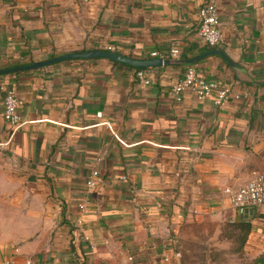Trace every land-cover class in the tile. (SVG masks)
Instances as JSON below:
<instances>
[{"label": "crops", "instance_id": "0c3cea01", "mask_svg": "<svg viewBox=\"0 0 264 264\" xmlns=\"http://www.w3.org/2000/svg\"><path fill=\"white\" fill-rule=\"evenodd\" d=\"M206 1L0 0V71L83 49L149 59L177 47L186 60L219 48L232 64H192L241 95L176 101L181 62L147 68L149 84L108 58L0 74V264H189L206 224L233 221L223 188L264 171V0H215L212 49L198 34ZM9 89L18 130L4 118ZM236 220L264 264V206Z\"/></svg>", "mask_w": 264, "mask_h": 264}, {"label": "built area", "instance_id": "2783aa9c", "mask_svg": "<svg viewBox=\"0 0 264 264\" xmlns=\"http://www.w3.org/2000/svg\"><path fill=\"white\" fill-rule=\"evenodd\" d=\"M200 25L198 34L201 42L206 47H218L223 41V33L219 14L216 8L215 0H207L199 10ZM152 56L160 58H180V50L175 47L167 53L153 52ZM137 77L144 83L149 84L150 79L146 76L145 70H137ZM191 89L198 100H205L213 97L214 104L218 107L226 105L230 100H240L241 95L235 93L232 86L222 84L214 79H206L198 73L194 65H189L186 68L183 78H181L172 87V95L178 102L183 100L186 90ZM22 104V99L18 96L14 89H9L5 96L4 102V118L11 124L14 130H18L23 124L22 116L19 113V107ZM99 173L95 171L93 177L88 180L90 187L96 186V177ZM126 180V176L123 177ZM224 194L229 198L231 208L234 212L233 221L238 215L245 214L249 209L264 206V171H257L253 174L250 180L238 187L223 188ZM85 211V205H80ZM78 224L81 226L83 220L78 219ZM89 239V237H86ZM6 264H11L7 261ZM26 264H40L36 261H28Z\"/></svg>", "mask_w": 264, "mask_h": 264}, {"label": "rangeland", "instance_id": "374dc122", "mask_svg": "<svg viewBox=\"0 0 264 264\" xmlns=\"http://www.w3.org/2000/svg\"><path fill=\"white\" fill-rule=\"evenodd\" d=\"M231 220L210 223L185 247L189 264H253L245 248L247 232Z\"/></svg>", "mask_w": 264, "mask_h": 264}, {"label": "water", "instance_id": "95a60500", "mask_svg": "<svg viewBox=\"0 0 264 264\" xmlns=\"http://www.w3.org/2000/svg\"><path fill=\"white\" fill-rule=\"evenodd\" d=\"M211 54H219L223 56L229 63L232 64V60L230 57L221 49L215 48L212 50H209L201 55L195 56L190 59L186 60H170V59H164V58H149V59H139V58H134L127 56L125 54H122L117 51H112V50H78V51H73L69 53H65L59 56H55L53 58H49L46 60H41L38 62H35L33 64L25 65V66H16L14 68L6 69L0 71V74H5V73H12V72H17L21 70H27V69H36V68H41L44 66H48L51 64H55L58 62H63L66 60H73V59H95V58H108L113 61L121 62L127 65H131L134 67H139V68H151V67H156V66H163L166 64H170L171 62H181V63H187V64H192L195 61L199 60L200 58L204 57L205 55H211Z\"/></svg>", "mask_w": 264, "mask_h": 264}, {"label": "trees", "instance_id": "16d2710c", "mask_svg": "<svg viewBox=\"0 0 264 264\" xmlns=\"http://www.w3.org/2000/svg\"><path fill=\"white\" fill-rule=\"evenodd\" d=\"M212 48H214V47H208L207 49H212ZM84 50H86V49H84ZM188 58H192V57H188V56H185V57H184V59H188ZM115 63L121 64V65H125V66H128V67H130V68H134V69H136V70H145V69H147V68L134 67V66L127 65V64H124V63H121V62H117V61H115ZM186 65L189 66V65H193V64H186ZM231 222L234 223L236 226H239L242 230H243V228H245L244 230H245L246 232H247L248 229H249V224H247V223L239 222V221H237V220H235V221H231Z\"/></svg>", "mask_w": 264, "mask_h": 264}]
</instances>
